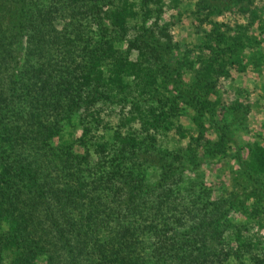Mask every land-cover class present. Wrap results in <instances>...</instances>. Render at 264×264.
I'll return each instance as SVG.
<instances>
[{"label": "trees", "instance_id": "obj_1", "mask_svg": "<svg viewBox=\"0 0 264 264\" xmlns=\"http://www.w3.org/2000/svg\"><path fill=\"white\" fill-rule=\"evenodd\" d=\"M162 3L0 0V264H244L240 250L264 264L230 224V206L184 180L181 156L148 134L175 110L155 92V65L174 81L180 72L163 30L129 37L128 22L155 20ZM214 35L195 72L198 92L240 67L218 50L239 39ZM110 105L120 106L114 130L101 120ZM74 115L78 136L59 143ZM224 145L204 141L205 150ZM147 167L158 170L152 181ZM249 168L264 171V147Z\"/></svg>", "mask_w": 264, "mask_h": 264}, {"label": "rangeland", "instance_id": "obj_2", "mask_svg": "<svg viewBox=\"0 0 264 264\" xmlns=\"http://www.w3.org/2000/svg\"><path fill=\"white\" fill-rule=\"evenodd\" d=\"M223 2L163 0L155 20L150 18L142 23V27L139 18L129 21L128 35L140 32L147 35L145 30H149L156 39L161 37L162 34H158V29H161L171 38L168 58L179 67L180 77L174 81L172 76L176 73L171 71L170 76L155 65L154 88L158 96L173 98L175 110L165 129L148 134L155 139L159 150L181 156L184 180H197L209 192L211 199H220L230 206V224L243 229L242 235L255 242L256 249L252 255L262 258L264 171L253 172L249 162L254 149L264 147V0ZM214 32L225 38L239 39L240 44L230 45L227 41L218 50L228 49L232 60L238 59L235 65L240 67H227V78L215 79L208 93L204 90L198 92L193 90L195 72L200 66L199 59L206 55L208 38L215 37ZM119 46L123 50L125 42ZM134 56L132 52L131 58ZM190 91H194L193 94ZM178 92L184 98L180 99ZM202 103L206 107H201ZM119 109L117 105L103 109L101 120L104 129L105 122L112 130L118 126ZM64 126L59 143L72 142L79 134L76 115L71 118L69 126ZM138 128L137 123H133L132 129L136 131ZM98 129L101 133L102 127ZM220 137L225 142L222 151L218 152L216 148L205 150L204 141L213 143ZM189 159L194 166L189 165ZM146 173L152 181L158 170L147 167ZM230 236L229 244L235 247ZM238 257L244 264H252L251 256L242 250Z\"/></svg>", "mask_w": 264, "mask_h": 264}]
</instances>
